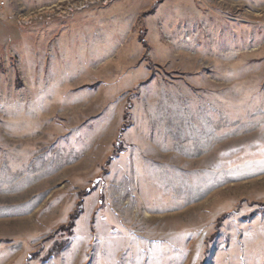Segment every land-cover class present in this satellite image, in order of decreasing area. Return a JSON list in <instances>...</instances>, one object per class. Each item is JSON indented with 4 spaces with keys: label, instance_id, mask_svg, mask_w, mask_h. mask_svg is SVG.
I'll return each mask as SVG.
<instances>
[{
    "label": "rangeland",
    "instance_id": "1",
    "mask_svg": "<svg viewBox=\"0 0 264 264\" xmlns=\"http://www.w3.org/2000/svg\"><path fill=\"white\" fill-rule=\"evenodd\" d=\"M83 6L0 21V264H264V0Z\"/></svg>",
    "mask_w": 264,
    "mask_h": 264
},
{
    "label": "built area",
    "instance_id": "2",
    "mask_svg": "<svg viewBox=\"0 0 264 264\" xmlns=\"http://www.w3.org/2000/svg\"><path fill=\"white\" fill-rule=\"evenodd\" d=\"M85 2L86 0L81 1V5L79 6H77L76 4H74L73 6L70 5L66 9H63L59 12H53L52 10L44 11L43 13H37L34 16H28L20 19L7 13V0H0V21H2L3 23L11 22V24L17 29L25 30L26 28H33L38 24L52 21L55 18L63 21V19L69 17L75 11L82 9Z\"/></svg>",
    "mask_w": 264,
    "mask_h": 264
},
{
    "label": "trees",
    "instance_id": "3",
    "mask_svg": "<svg viewBox=\"0 0 264 264\" xmlns=\"http://www.w3.org/2000/svg\"><path fill=\"white\" fill-rule=\"evenodd\" d=\"M142 44L144 45V47H146V42L145 40H141ZM135 97L138 99L139 98V89L137 90ZM132 107V104L130 103V101L126 104L125 106V113L123 115L124 119H125V127H130L131 123L128 121L129 116H130V108ZM124 129V128H123ZM122 130V129H121ZM121 135V134H120ZM118 135V137H116V140L114 141V148L115 150H120L123 147L121 144L123 143L122 141V136ZM259 213L264 214V207H262L261 209H257ZM78 213V212H76ZM77 216V214H76ZM75 218V216H71V220L67 225H63L61 227H59V230L61 231L60 233H53L50 234L47 239H54L56 236H61L62 234H64V230H66V228L69 230V235L70 237L73 235V228H74V222L73 219ZM68 241H63L62 245H60L59 247L56 246V251L57 253H60L61 250H63L66 246H67ZM51 249V248H50ZM42 257V261H48L49 259L53 258V253L51 252L52 250H50Z\"/></svg>",
    "mask_w": 264,
    "mask_h": 264
},
{
    "label": "bare ground",
    "instance_id": "4",
    "mask_svg": "<svg viewBox=\"0 0 264 264\" xmlns=\"http://www.w3.org/2000/svg\"><path fill=\"white\" fill-rule=\"evenodd\" d=\"M146 215L149 216V214L146 212Z\"/></svg>",
    "mask_w": 264,
    "mask_h": 264
},
{
    "label": "crops",
    "instance_id": "5",
    "mask_svg": "<svg viewBox=\"0 0 264 264\" xmlns=\"http://www.w3.org/2000/svg\"><path fill=\"white\" fill-rule=\"evenodd\" d=\"M8 1V3H9V0H7Z\"/></svg>",
    "mask_w": 264,
    "mask_h": 264
}]
</instances>
